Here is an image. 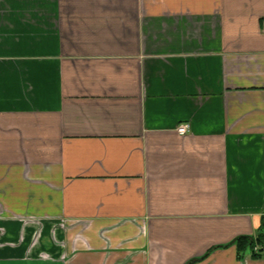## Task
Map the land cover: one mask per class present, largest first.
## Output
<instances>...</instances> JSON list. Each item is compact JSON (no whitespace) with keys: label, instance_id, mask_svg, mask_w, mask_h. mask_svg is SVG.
<instances>
[{"label":"crops","instance_id":"obj_1","mask_svg":"<svg viewBox=\"0 0 264 264\" xmlns=\"http://www.w3.org/2000/svg\"><path fill=\"white\" fill-rule=\"evenodd\" d=\"M263 23L0 0V264H264Z\"/></svg>","mask_w":264,"mask_h":264},{"label":"trees","instance_id":"obj_2","mask_svg":"<svg viewBox=\"0 0 264 264\" xmlns=\"http://www.w3.org/2000/svg\"><path fill=\"white\" fill-rule=\"evenodd\" d=\"M246 239H239V246L242 245L243 247L247 246L248 248H250L252 250V248L254 247L253 242H247L245 241ZM256 244L260 247L259 252L260 253H264V233L258 235L257 239H256ZM241 247V246H240Z\"/></svg>","mask_w":264,"mask_h":264},{"label":"built area","instance_id":"obj_3","mask_svg":"<svg viewBox=\"0 0 264 264\" xmlns=\"http://www.w3.org/2000/svg\"><path fill=\"white\" fill-rule=\"evenodd\" d=\"M263 32H264V23H263V28H262ZM188 131V125L186 124H181L179 125V127L177 128V133L179 135H185L186 132Z\"/></svg>","mask_w":264,"mask_h":264}]
</instances>
